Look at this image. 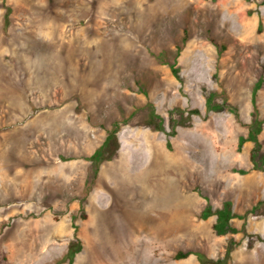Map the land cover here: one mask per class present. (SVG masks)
<instances>
[{
    "label": "rangeland",
    "instance_id": "1",
    "mask_svg": "<svg viewBox=\"0 0 264 264\" xmlns=\"http://www.w3.org/2000/svg\"><path fill=\"white\" fill-rule=\"evenodd\" d=\"M73 244L264 264V0H0V264Z\"/></svg>",
    "mask_w": 264,
    "mask_h": 264
},
{
    "label": "trees",
    "instance_id": "2",
    "mask_svg": "<svg viewBox=\"0 0 264 264\" xmlns=\"http://www.w3.org/2000/svg\"><path fill=\"white\" fill-rule=\"evenodd\" d=\"M254 141H255V143H256V145L258 144L259 145V138H258V134L257 135H254ZM102 156H103V152L102 151H100V152H98L97 154H96V159L97 158H99V162H101V159H102ZM77 249L75 248V245L73 244L71 247H70V252H69V254H70V256H72V260H71V262H72V264H73V262H74V256H75V254L77 253ZM191 255V253L190 252H188V253H180V254H178L177 255V258L178 259H181V258H187V257H189Z\"/></svg>",
    "mask_w": 264,
    "mask_h": 264
},
{
    "label": "bare ground",
    "instance_id": "3",
    "mask_svg": "<svg viewBox=\"0 0 264 264\" xmlns=\"http://www.w3.org/2000/svg\"><path fill=\"white\" fill-rule=\"evenodd\" d=\"M243 21H244V20H243ZM244 23H245V22H242V25H243V26H244ZM247 25H248V24L246 23L245 26H244L245 33H246V34H251V29H252V28H251V27L248 28ZM151 143L155 144L156 147H157V148H156L157 150H155V152L152 153V155H154V156L156 155V156H155V159H158V158H159V159H162V158L164 157V154H165V153L161 150V146H160V145L158 144V142H156L155 140L151 141ZM155 171H157V170H155ZM161 171H165V170H161ZM234 178H235V177H234ZM238 178H239V177H238ZM256 179H257V177H256ZM256 181H257V180H256Z\"/></svg>",
    "mask_w": 264,
    "mask_h": 264
}]
</instances>
